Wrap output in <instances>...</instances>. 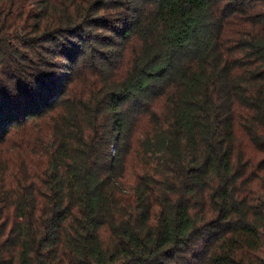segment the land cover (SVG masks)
Here are the masks:
<instances>
[{
    "label": "trees",
    "instance_id": "trees-1",
    "mask_svg": "<svg viewBox=\"0 0 264 264\" xmlns=\"http://www.w3.org/2000/svg\"><path fill=\"white\" fill-rule=\"evenodd\" d=\"M0 264H264V0H0Z\"/></svg>",
    "mask_w": 264,
    "mask_h": 264
}]
</instances>
